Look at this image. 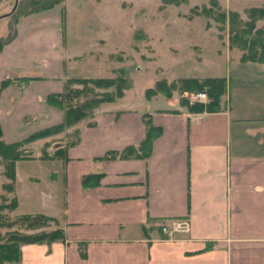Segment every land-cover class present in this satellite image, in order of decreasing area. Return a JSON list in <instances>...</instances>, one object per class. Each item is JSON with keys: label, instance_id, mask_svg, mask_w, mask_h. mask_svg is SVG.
I'll return each mask as SVG.
<instances>
[{"label": "crops", "instance_id": "0c3cea01", "mask_svg": "<svg viewBox=\"0 0 264 264\" xmlns=\"http://www.w3.org/2000/svg\"><path fill=\"white\" fill-rule=\"evenodd\" d=\"M56 31L54 25L50 34L59 36ZM17 36L16 29L10 44ZM52 41L44 47L55 49ZM58 51L49 72L0 87L5 143L61 121V111L44 101L62 91ZM3 62L0 57V67ZM227 62L233 78L223 77L227 92L218 110L191 111L174 90L147 96L145 88L136 101L128 94L132 80L120 97L66 129L77 135L63 144L64 159H39L30 147L35 158L14 162L16 206L10 214L51 217L64 240L23 244L18 261L5 264H264V61L236 56ZM18 76L27 75L0 68V81ZM189 94L181 95L191 104ZM18 104L29 108L19 114L25 130L6 122ZM145 115L159 131L148 156L101 159L143 140ZM38 120L43 122L26 127ZM86 174H99L96 185L82 187ZM161 226L183 229L166 235Z\"/></svg>", "mask_w": 264, "mask_h": 264}, {"label": "rangeland", "instance_id": "374dc122", "mask_svg": "<svg viewBox=\"0 0 264 264\" xmlns=\"http://www.w3.org/2000/svg\"><path fill=\"white\" fill-rule=\"evenodd\" d=\"M44 1L46 5L53 4L39 12L18 16L15 20L14 15L0 18V39H6L13 34L11 40L0 48V52L4 49L0 55L4 60L0 67L3 72H19L27 75L25 77L44 75L52 69L53 59L58 56L60 49L63 55L60 64L62 84L66 79L113 76L116 69L124 68L134 81L128 94L136 101L143 100L144 89L152 87L159 79H163L167 84L185 77L229 75L232 79L227 61L235 60L242 52L238 44L237 47L229 44L230 15L233 12L238 13L239 17L245 20L248 8L264 9V0ZM13 3L14 0H0V16L10 11ZM208 12L210 16H206ZM221 14H224V20L219 18ZM54 25L56 32L60 33L57 37L50 34ZM254 27L258 30L262 27L261 37L264 36V17H257ZM16 29L17 39L10 44ZM50 40H53L55 45L52 47L55 49H48ZM44 41L48 48L44 47ZM255 41L257 40H253ZM4 45L8 46L4 48ZM254 45L255 43L252 48L260 51V48L257 49ZM45 63H48L46 68ZM50 64L52 65L49 67ZM20 77L23 76L4 78L8 82L3 88L18 87L27 82L25 78ZM49 84L52 85L53 80ZM68 86L70 89H80L81 85L73 83ZM196 92L198 91L189 92V97H193ZM224 92H227L226 86ZM71 97L72 95L64 97L63 104H67ZM80 100H83V96L78 95L71 99V103L75 104ZM28 109L20 108L19 104L18 108L13 105L9 114L13 121H6L4 118L3 120L9 128L18 123L25 130V120H22L19 114ZM40 122L43 121L29 122L26 127L38 126ZM66 131L64 129L60 133L35 140L36 142L32 141L28 143L31 146L26 144L23 148L30 152V147H33L32 152L39 153L46 142L47 151L52 152L56 146L73 140V130ZM7 136L8 139L16 137L10 134ZM30 171L40 175L37 169ZM5 181L6 179H3V182ZM2 193L5 197L3 204L9 205L11 194L5 191ZM2 214L6 216L5 223L13 221L16 217L5 210ZM0 232L4 234L29 231L18 225H10L1 227Z\"/></svg>", "mask_w": 264, "mask_h": 264}, {"label": "trees", "instance_id": "16d2710c", "mask_svg": "<svg viewBox=\"0 0 264 264\" xmlns=\"http://www.w3.org/2000/svg\"><path fill=\"white\" fill-rule=\"evenodd\" d=\"M53 3L45 4L44 0H16L13 3L11 10L4 13L0 18L14 15V20L18 16L30 15L31 12H39L41 10L51 7ZM247 19H241L238 13L230 15L229 24V44L236 46L241 50L239 57L240 61H264V36L261 37L263 26L261 29L254 27V20L257 17H264V9L260 7H251L247 11ZM206 16H210L209 12ZM224 20V14L219 17ZM13 35V34H12ZM11 35V36H12ZM11 36L6 39H0V48L3 44L11 40ZM253 40H257L253 42ZM255 43V48H260L256 51L252 48ZM115 71V70H114ZM25 78V81L32 80L36 77H20ZM7 79L0 81V87L6 85ZM76 83L80 89H70L68 85ZM89 84V86L87 85ZM132 85V78L124 68L116 69L115 75L108 77H95V78H75L66 79L60 92H50L45 95V103L50 105L62 113L60 122L34 130L28 133L20 140L5 143L1 138L0 128V167L1 175L5 182L0 185V228L3 226L18 225L22 229L29 232H0V264L17 262L19 259L20 246L23 244L44 243L49 246L52 242L63 241L62 229L56 225V220L42 215V214H23L18 215L9 223L4 222V215L2 212L5 210L10 212L16 206V198L14 196V162L21 159H32L29 151L24 150V146L32 141L43 139L60 133L64 129L74 127L81 120L89 118L93 110L100 104L111 102L120 97L125 89ZM97 91H96V90ZM177 91L179 94V103L186 105L191 111L201 110H218L219 97L225 91V79L223 77H185L180 78L178 81H171L168 84L159 79L154 82L153 87L147 88L145 94L147 96L156 93H161L165 96H170L172 91ZM205 91L208 96V102H192L188 103V99L183 97V92ZM67 104H63V98L69 97ZM76 95V96H75ZM78 95L83 96V100L78 103L72 104L71 99ZM146 116V117H145ZM143 122L145 124V136L136 146H127L121 151H107L101 159L109 158H128V157H146L150 152L151 140L159 133L158 129L149 123L148 115H145ZM74 138L68 144L74 143L76 140L77 130L73 129ZM48 143L45 142L44 146L40 149V154L37 158L53 160L55 158L64 159V148L66 145L56 146L52 152L47 151ZM99 174H86L80 179L82 187H91L96 185ZM11 194L9 205H4L5 199L2 192Z\"/></svg>", "mask_w": 264, "mask_h": 264}, {"label": "built area", "instance_id": "2783aa9c", "mask_svg": "<svg viewBox=\"0 0 264 264\" xmlns=\"http://www.w3.org/2000/svg\"><path fill=\"white\" fill-rule=\"evenodd\" d=\"M192 102H201L206 103L208 102V96L206 95L205 91H198L193 94V97H190ZM183 229V227H174L173 230L167 229L165 226L160 227V231L165 233L166 235H170V233L174 230Z\"/></svg>", "mask_w": 264, "mask_h": 264}, {"label": "water", "instance_id": "95a60500", "mask_svg": "<svg viewBox=\"0 0 264 264\" xmlns=\"http://www.w3.org/2000/svg\"><path fill=\"white\" fill-rule=\"evenodd\" d=\"M16 0H14V4H15Z\"/></svg>", "mask_w": 264, "mask_h": 264}]
</instances>
